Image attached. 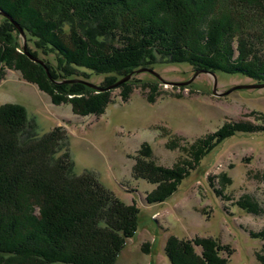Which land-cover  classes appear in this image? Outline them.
Returning a JSON list of instances; mask_svg holds the SVG:
<instances>
[{
  "label": "rangeland",
  "instance_id": "1",
  "mask_svg": "<svg viewBox=\"0 0 264 264\" xmlns=\"http://www.w3.org/2000/svg\"><path fill=\"white\" fill-rule=\"evenodd\" d=\"M47 1L43 3L48 7ZM226 1L214 0L212 7L216 15L223 8V13L227 11L235 20L246 16L242 8L247 5L264 6V0ZM126 6L117 5L114 10L127 13L130 5ZM0 13V48L4 50L0 57L11 58L0 66V107L13 105L24 109L28 123L25 136H32V130L42 136L58 129L57 138L65 139L75 173L94 174L116 199L139 211L140 227L132 238L126 239L115 264H169L164 248L170 239L189 242L188 250L195 259L191 260L190 251H177L184 264H205L200 244L206 249L212 246L213 253L220 250L219 258L227 264H262L258 257L264 261V86L256 88L261 82L170 60H156L154 65L145 64L130 75L117 78L112 73H97L81 78V82L74 81L79 80V73L71 69L67 77L55 68H69L68 62L61 63L64 57H58L53 50L41 51L39 43L37 46L30 41L26 31L23 39L15 26L22 29L20 24L7 11L0 8ZM147 13L144 17L149 19ZM98 14L100 9L90 17L96 18ZM257 14L258 11L248 16ZM241 24L244 35L248 23ZM10 29V40L15 45L5 38ZM224 42V53L230 54L231 48L234 52L229 65L241 61V54L236 52L239 39L233 35ZM164 46L170 53L171 45ZM254 46L252 49L263 64L264 45ZM199 49L200 55L194 57L196 63L213 60L214 56ZM227 57L218 66H223ZM59 58L60 62H56ZM103 59L106 62V57ZM45 61L53 69L49 70ZM121 65L118 71L129 72L124 71L127 64ZM83 82L88 85L80 93ZM69 90H76L77 94H68ZM98 95L111 99L102 113L98 106L89 104ZM223 130L230 131L229 136ZM221 131L224 135L213 145V155L198 159L204 152L202 142L205 147L210 146V139ZM144 164L168 171L177 167L176 173L184 171L183 175L188 173L194 178L187 183L185 176L180 184L174 183L180 188L179 194L159 205H149L147 199L156 193L158 185L165 183L157 185L140 179L139 176L149 174L142 168L136 172ZM170 182L175 181L167 183Z\"/></svg>",
  "mask_w": 264,
  "mask_h": 264
},
{
  "label": "trees",
  "instance_id": "2",
  "mask_svg": "<svg viewBox=\"0 0 264 264\" xmlns=\"http://www.w3.org/2000/svg\"><path fill=\"white\" fill-rule=\"evenodd\" d=\"M44 1L0 0V8L29 33L30 41L37 46L39 43L41 51L53 50L58 57H64L61 63L68 62L69 68H55L67 77L72 69L73 73H79V80L97 73H112L117 78L145 64L154 65L156 60L161 63L170 60L194 65L200 70L238 74L264 82V76L257 75L264 73V63L252 49L254 44L261 48L264 45L262 3L258 7L247 5L242 8L246 16H238V21L227 11L216 15V9L212 7L214 0H46L48 7ZM123 1L130 5V11L114 10L115 6H122ZM39 8L46 12L42 13ZM98 9V17H90ZM222 9L221 12L225 11ZM257 11V16H248ZM146 13L149 19L144 17ZM231 19H234L232 23ZM240 21L248 23L245 27L248 32L244 35ZM233 35L239 39L240 47L236 52L241 54L238 56L241 61L233 62L232 66L229 58L234 53L233 48L230 54L224 53L223 49L225 39ZM5 36L7 40L12 38L11 29L6 30ZM10 42L16 43L13 39ZM164 45L175 49L171 48L168 53ZM199 47L214 56L213 60L206 64L196 63L194 57L200 55ZM1 49L0 53H3ZM93 51L101 58H96ZM224 56H228L227 62L218 66ZM10 59L7 55L4 59L0 57V66ZM128 60L129 64L126 63ZM57 61L60 62V58ZM45 63L50 66L49 70L53 69L49 61ZM124 63L127 64L124 71L129 70L127 73L118 71ZM79 80L74 79L81 82ZM82 84L80 93L88 85ZM64 90L60 87V91ZM75 92L67 91L68 94H77ZM95 99L96 102L89 104L98 106L99 113L111 101L109 97L99 95ZM22 110L13 105L0 107V124H3L0 126V264H115L126 239L132 238L140 227L139 211L116 199L94 174L75 173L65 139L57 138L58 129L42 136L32 130V136H25L28 123ZM226 132L223 133L229 136L230 131ZM219 133L210 139L213 141L210 146L205 147L202 142L204 152L201 151L198 159L213 155V145L224 135L222 131ZM202 144H199L200 148ZM141 168L149 171V176H139L140 179L157 185L165 183L161 187L158 185L156 193L147 199L149 205H159L173 198L180 193L176 184H180L185 176L187 183L194 178L188 173L183 175L184 171L176 173L177 167L168 171L144 164L138 166L136 172L142 171ZM169 180L175 182L167 183ZM187 244L189 242L168 240L164 254L169 264H178V261L184 264L178 257V250L190 251L191 260L195 259ZM199 247L203 250L205 264H227L228 261L219 258L220 250L213 253L212 246L207 247L209 250L202 244ZM258 261L264 264L262 258L258 257Z\"/></svg>",
  "mask_w": 264,
  "mask_h": 264
},
{
  "label": "water",
  "instance_id": "3",
  "mask_svg": "<svg viewBox=\"0 0 264 264\" xmlns=\"http://www.w3.org/2000/svg\"><path fill=\"white\" fill-rule=\"evenodd\" d=\"M0 14H3V13H0ZM10 20H11V18H9ZM16 26V28L18 29V31H19V33H20V35L22 36V38L24 39V35H23V30L18 26V25H15ZM36 60V59H35ZM37 62H39L41 65H43L44 63H42V62H40L39 60H36ZM262 86H264V83H262V84H258L257 86H256V88H261ZM215 87H216V82L213 84V90L215 89Z\"/></svg>",
  "mask_w": 264,
  "mask_h": 264
},
{
  "label": "bare ground",
  "instance_id": "4",
  "mask_svg": "<svg viewBox=\"0 0 264 264\" xmlns=\"http://www.w3.org/2000/svg\"><path fill=\"white\" fill-rule=\"evenodd\" d=\"M258 4V3H257ZM14 5V4H13ZM20 5V4H19ZM15 6V5H14ZM18 6V5H17ZM260 6V5H259ZM20 7V6H19ZM231 8V7H230ZM223 10V9H222ZM19 12V11H18ZM223 13V12H222ZM262 13V12H261ZM248 14V13H247ZM245 15V14H244ZM219 17V16H218ZM263 17V16H262ZM256 18V17H255ZM220 19V17H219ZM256 20V19H255ZM264 22V21H263ZM253 25V24H252ZM172 45V44H171ZM34 203V202H33ZM6 237V236H5ZM7 239V238H6ZM173 253V252H172ZM175 253V252H174ZM191 255V254H190ZM181 257V256H180ZM174 259V258H173ZM185 259V258H184ZM185 262V261H184Z\"/></svg>",
  "mask_w": 264,
  "mask_h": 264
}]
</instances>
